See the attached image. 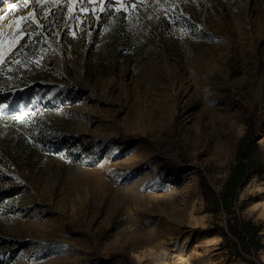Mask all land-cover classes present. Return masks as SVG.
<instances>
[{
	"label": "rangeland",
	"instance_id": "rangeland-1",
	"mask_svg": "<svg viewBox=\"0 0 264 264\" xmlns=\"http://www.w3.org/2000/svg\"><path fill=\"white\" fill-rule=\"evenodd\" d=\"M15 3L0 264H264V0Z\"/></svg>",
	"mask_w": 264,
	"mask_h": 264
},
{
	"label": "snow or ice",
	"instance_id": "snow-or-ice-1",
	"mask_svg": "<svg viewBox=\"0 0 264 264\" xmlns=\"http://www.w3.org/2000/svg\"><path fill=\"white\" fill-rule=\"evenodd\" d=\"M37 4H44L46 0H34ZM53 2L58 3L59 0H53ZM89 3H95L96 0H88ZM116 4H122L123 0H115ZM30 3V0H23V4L26 7ZM68 3L70 5H74L76 3V0H68ZM99 3L101 5L105 4V0H99ZM109 5L112 3V0H108ZM133 7H135V4H133ZM16 5H12L9 11L12 9H15ZM83 10V9H82ZM71 12V8L69 9ZM101 11H105V8L102 7ZM119 11V9H117ZM6 18L5 14H0V23H2ZM27 22V27H24L23 25ZM37 23L36 17L34 12H29L27 16H21L11 21V23L8 25V28L10 29V34L6 35L3 28H0V64L4 62L5 55L8 52H11L17 45L20 44L21 40L25 38L26 35H28V28H31L32 24ZM35 33H32L34 35ZM16 63H19V61H16ZM6 107V106H5ZM16 119H22V117H16Z\"/></svg>",
	"mask_w": 264,
	"mask_h": 264
},
{
	"label": "bare ground",
	"instance_id": "bare-ground-1",
	"mask_svg": "<svg viewBox=\"0 0 264 264\" xmlns=\"http://www.w3.org/2000/svg\"><path fill=\"white\" fill-rule=\"evenodd\" d=\"M20 1H22L23 4V0ZM17 6H19V3L18 5L16 4V7ZM18 17H21V15H18L17 13L15 14V10H11L10 12L6 13L5 20L0 23V28H3L6 35L10 34L8 25L12 20ZM9 53L10 52L5 55V58L9 55ZM182 245L183 244H181V241L160 242L157 248L148 246L143 253L145 254V256H147V263L149 262L148 264H188L189 254L185 252ZM171 252L174 254L173 260H170V258L167 259V256L171 254ZM142 256L143 255H138L139 258L143 259Z\"/></svg>",
	"mask_w": 264,
	"mask_h": 264
},
{
	"label": "trees",
	"instance_id": "trees-1",
	"mask_svg": "<svg viewBox=\"0 0 264 264\" xmlns=\"http://www.w3.org/2000/svg\"><path fill=\"white\" fill-rule=\"evenodd\" d=\"M249 165V163H248ZM244 166V167H243ZM245 168V165H242L240 164L239 166L235 167L233 173L230 175V177L228 178L225 186H226V189H232L235 187V185L241 181V179L243 178V170ZM243 234L245 236H248V232H246V230H243ZM238 235V234H237ZM248 240V238H247ZM247 264H256L252 261H248ZM262 264V263H261Z\"/></svg>",
	"mask_w": 264,
	"mask_h": 264
}]
</instances>
